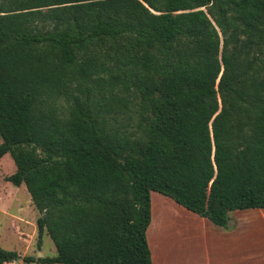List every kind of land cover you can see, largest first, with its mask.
<instances>
[{
    "label": "trees",
    "instance_id": "16d2710c",
    "mask_svg": "<svg viewBox=\"0 0 264 264\" xmlns=\"http://www.w3.org/2000/svg\"><path fill=\"white\" fill-rule=\"evenodd\" d=\"M6 154L57 250L26 263L153 264L154 191L264 209V0H0Z\"/></svg>",
    "mask_w": 264,
    "mask_h": 264
},
{
    "label": "crops",
    "instance_id": "0c3cea01",
    "mask_svg": "<svg viewBox=\"0 0 264 264\" xmlns=\"http://www.w3.org/2000/svg\"><path fill=\"white\" fill-rule=\"evenodd\" d=\"M171 199L152 192L150 227L159 230L173 227L172 231L150 240L153 264H264V209L233 211L229 226L224 228L184 210ZM168 202L172 205L165 208L163 205ZM160 209V221L155 222L153 211ZM192 216L202 228L184 231V225L194 223Z\"/></svg>",
    "mask_w": 264,
    "mask_h": 264
},
{
    "label": "rangeland",
    "instance_id": "374dc122",
    "mask_svg": "<svg viewBox=\"0 0 264 264\" xmlns=\"http://www.w3.org/2000/svg\"><path fill=\"white\" fill-rule=\"evenodd\" d=\"M15 171L16 165L14 160L9 154H6L0 160V247L10 251H16L21 257L12 263L6 264H42L37 262L26 263L24 257H53L57 255V250L53 240L47 233L42 237V243H39L37 219L40 216V212L35 207L25 185L18 187L7 180V177ZM168 205H172V203L168 202L163 206L168 208ZM166 210L169 211L168 209ZM160 211L161 209L159 212L153 211V220L155 222L158 219L160 221ZM192 214L195 215V213ZM191 220L194 223L190 226L184 225V231L192 230L194 232L197 230V227L202 228V225L200 222H197L194 216L191 217ZM154 227L148 229L147 238L149 243L150 240H153L155 237L157 238L160 233L173 230V227L164 230L154 229Z\"/></svg>",
    "mask_w": 264,
    "mask_h": 264
}]
</instances>
